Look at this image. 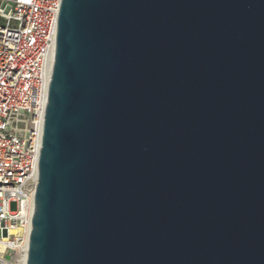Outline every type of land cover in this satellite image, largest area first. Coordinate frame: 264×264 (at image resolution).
<instances>
[{
    "label": "water",
    "instance_id": "obj_1",
    "mask_svg": "<svg viewBox=\"0 0 264 264\" xmlns=\"http://www.w3.org/2000/svg\"><path fill=\"white\" fill-rule=\"evenodd\" d=\"M26 264H264V0H62Z\"/></svg>",
    "mask_w": 264,
    "mask_h": 264
},
{
    "label": "built area",
    "instance_id": "obj_2",
    "mask_svg": "<svg viewBox=\"0 0 264 264\" xmlns=\"http://www.w3.org/2000/svg\"><path fill=\"white\" fill-rule=\"evenodd\" d=\"M61 3L0 0V264H26Z\"/></svg>",
    "mask_w": 264,
    "mask_h": 264
},
{
    "label": "rangeland",
    "instance_id": "obj_3",
    "mask_svg": "<svg viewBox=\"0 0 264 264\" xmlns=\"http://www.w3.org/2000/svg\"><path fill=\"white\" fill-rule=\"evenodd\" d=\"M11 209H13V206H11Z\"/></svg>",
    "mask_w": 264,
    "mask_h": 264
}]
</instances>
